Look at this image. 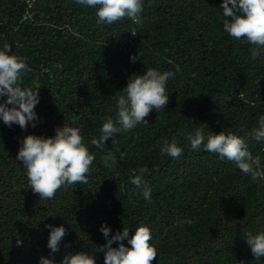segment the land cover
<instances>
[{"label": "trees", "instance_id": "obj_1", "mask_svg": "<svg viewBox=\"0 0 264 264\" xmlns=\"http://www.w3.org/2000/svg\"><path fill=\"white\" fill-rule=\"evenodd\" d=\"M222 3L143 0L139 23L125 17L108 25L97 24V8L76 0H0V50L7 43L9 54L27 58L21 88L41 85L36 127L0 120V264H39L41 257L61 264L78 252L104 264L97 251L106 243L102 224L110 235L148 226L157 249L153 264H264L246 242L248 233H264V180L203 145L193 150L186 138L197 128L205 143L209 134L237 135L264 170V141L252 135L264 115V49L252 60L254 46L224 31ZM149 68L174 73L166 107L152 110L147 125L117 133L115 145L109 139L97 148L91 141L106 118L115 121L130 76ZM63 125L81 130L95 160L87 184L43 200L28 188L16 156L27 135L54 137ZM173 137L183 149L178 159L160 153ZM110 152L117 159L111 168ZM142 167L150 201L143 186L130 183ZM45 225L66 229L56 253Z\"/></svg>", "mask_w": 264, "mask_h": 264}, {"label": "clouds", "instance_id": "obj_2", "mask_svg": "<svg viewBox=\"0 0 264 264\" xmlns=\"http://www.w3.org/2000/svg\"><path fill=\"white\" fill-rule=\"evenodd\" d=\"M76 3L97 8V24L111 25L125 17L139 23L140 14L144 10L143 0H76ZM220 8L225 17L224 31L235 40L253 45L250 49L251 59L256 60L261 55V49H264V0H223ZM131 33L136 35L135 31ZM11 51V46L7 43L0 50V97H7L0 103V120L8 127L16 124L26 130L30 123L32 127H36V122L39 121L34 109L40 102L41 85L34 82L32 87L19 86L22 74L28 70L27 58L9 54ZM139 58V54L130 57L133 63ZM173 76V72H161L154 68L147 69L142 75L130 76L122 90L123 94L118 97L115 121L110 117L106 118L100 129L99 139H93L91 143L102 148L111 139L115 145L117 133L132 130L140 124L147 125L146 117L152 110L158 112L166 107L169 101L166 85ZM252 135L256 141H264V115L259 116L258 128L253 130ZM186 138L193 150L203 145L206 151L218 154L221 160L234 162L244 174H250L253 180H264L260 158L252 155L243 138L221 132L209 134L205 143L203 128L186 134ZM160 153L178 159L183 149L173 137L170 142L165 140L162 143ZM108 155L109 159L105 163L111 168L117 159L111 152ZM120 159H123V154ZM16 160L21 161L26 168L28 188L39 194L40 199L51 200L62 187L87 184L95 156L89 152L79 128L63 125L56 128L54 137H24ZM138 171L139 175H135L130 183L137 187L143 186V198L150 201L151 188L143 180L147 168L142 167ZM45 227L49 229L48 247L52 253H56L67 234L66 229L62 225ZM100 231L106 243L97 251L104 253V264H153L156 260L157 249L151 243L152 235L148 226H139L132 235L125 227L122 232L117 231L115 235H110L111 229L106 224L100 226ZM125 239L130 247L123 243ZM117 241L120 242L119 246L112 247ZM246 242L255 259L264 257V233H248ZM39 264L56 262L41 257ZM61 264H96V261L93 255L78 252L65 255Z\"/></svg>", "mask_w": 264, "mask_h": 264}]
</instances>
